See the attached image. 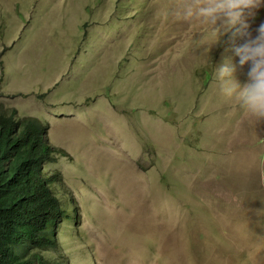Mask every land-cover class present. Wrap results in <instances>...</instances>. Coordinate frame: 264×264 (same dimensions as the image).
Instances as JSON below:
<instances>
[{
    "label": "rangeland",
    "instance_id": "obj_1",
    "mask_svg": "<svg viewBox=\"0 0 264 264\" xmlns=\"http://www.w3.org/2000/svg\"><path fill=\"white\" fill-rule=\"evenodd\" d=\"M178 2L0 0V111L64 151L67 264H264V121L216 79L247 66Z\"/></svg>",
    "mask_w": 264,
    "mask_h": 264
},
{
    "label": "trees",
    "instance_id": "obj_2",
    "mask_svg": "<svg viewBox=\"0 0 264 264\" xmlns=\"http://www.w3.org/2000/svg\"><path fill=\"white\" fill-rule=\"evenodd\" d=\"M55 152L64 154L41 122L0 111V264H67L57 230L68 210L60 179L44 170Z\"/></svg>",
    "mask_w": 264,
    "mask_h": 264
},
{
    "label": "clouds",
    "instance_id": "obj_3",
    "mask_svg": "<svg viewBox=\"0 0 264 264\" xmlns=\"http://www.w3.org/2000/svg\"><path fill=\"white\" fill-rule=\"evenodd\" d=\"M264 0H179L168 15L176 21L207 25L218 44L231 33L239 68L247 66L246 82L236 78V67L216 68L222 94L237 102L244 115L264 121V23L253 35L249 20H254ZM237 40L242 43L236 44Z\"/></svg>",
    "mask_w": 264,
    "mask_h": 264
}]
</instances>
